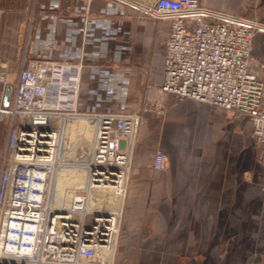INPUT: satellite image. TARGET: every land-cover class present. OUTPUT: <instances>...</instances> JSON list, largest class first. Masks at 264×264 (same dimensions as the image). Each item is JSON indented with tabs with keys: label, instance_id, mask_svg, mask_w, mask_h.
<instances>
[{
	"label": "built area",
	"instance_id": "1",
	"mask_svg": "<svg viewBox=\"0 0 264 264\" xmlns=\"http://www.w3.org/2000/svg\"><path fill=\"white\" fill-rule=\"evenodd\" d=\"M118 1L139 8L152 23L170 20L162 80L146 83L135 109L111 106L83 85L80 61L32 57L25 45L9 103L0 106L7 129L0 158V264H114L138 128L146 111L164 114L168 96L247 117L264 194V76L251 54L264 21L255 7L238 15L199 0ZM6 82L0 72V84ZM166 162L157 146L152 167L163 169ZM96 188L121 198V209L98 210L91 201Z\"/></svg>",
	"mask_w": 264,
	"mask_h": 264
},
{
	"label": "crops",
	"instance_id": "2",
	"mask_svg": "<svg viewBox=\"0 0 264 264\" xmlns=\"http://www.w3.org/2000/svg\"><path fill=\"white\" fill-rule=\"evenodd\" d=\"M32 1L0 0V106L25 45L32 57L80 61L83 85L111 106L135 109L146 83L162 80L169 19L152 23L118 0H36L29 26ZM199 2L238 15L254 6L264 21V0ZM251 54L264 76V30ZM6 132L0 118V158ZM157 146L167 155L163 169L152 167ZM260 183L244 114L168 96L164 114L146 111L138 128L114 264H264Z\"/></svg>",
	"mask_w": 264,
	"mask_h": 264
},
{
	"label": "bare ground",
	"instance_id": "3",
	"mask_svg": "<svg viewBox=\"0 0 264 264\" xmlns=\"http://www.w3.org/2000/svg\"><path fill=\"white\" fill-rule=\"evenodd\" d=\"M92 196H94V199H91V201L98 206V210L107 211V209H114L116 207H118V210L121 209V198L114 196L109 189L96 188L92 190L91 198ZM101 204H104V208H102Z\"/></svg>",
	"mask_w": 264,
	"mask_h": 264
},
{
	"label": "water",
	"instance_id": "4",
	"mask_svg": "<svg viewBox=\"0 0 264 264\" xmlns=\"http://www.w3.org/2000/svg\"><path fill=\"white\" fill-rule=\"evenodd\" d=\"M10 95V89L7 87L5 93H4V96H3V105L4 106H7L9 101H8V97ZM1 119H3L2 117H0Z\"/></svg>",
	"mask_w": 264,
	"mask_h": 264
},
{
	"label": "rangeland",
	"instance_id": "5",
	"mask_svg": "<svg viewBox=\"0 0 264 264\" xmlns=\"http://www.w3.org/2000/svg\"><path fill=\"white\" fill-rule=\"evenodd\" d=\"M7 130V129H6ZM257 148V147H256ZM257 152H258V150H257ZM91 199H94V196H92V198ZM102 205V208H104V204H101Z\"/></svg>",
	"mask_w": 264,
	"mask_h": 264
}]
</instances>
